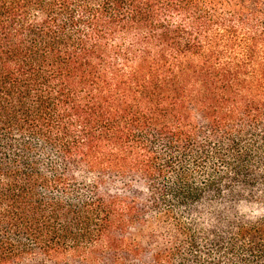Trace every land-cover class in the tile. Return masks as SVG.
<instances>
[{
  "label": "trees",
  "instance_id": "16d2710c",
  "mask_svg": "<svg viewBox=\"0 0 264 264\" xmlns=\"http://www.w3.org/2000/svg\"><path fill=\"white\" fill-rule=\"evenodd\" d=\"M0 264H264V0H0Z\"/></svg>",
  "mask_w": 264,
  "mask_h": 264
}]
</instances>
